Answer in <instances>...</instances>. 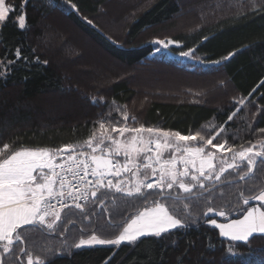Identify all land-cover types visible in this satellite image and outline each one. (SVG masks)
Wrapping results in <instances>:
<instances>
[{
	"label": "trees",
	"instance_id": "1",
	"mask_svg": "<svg viewBox=\"0 0 264 264\" xmlns=\"http://www.w3.org/2000/svg\"><path fill=\"white\" fill-rule=\"evenodd\" d=\"M10 2L20 6L22 0ZM253 5L262 10L253 11ZM24 11L26 29L8 23L0 30V60L4 65L15 61L7 67L0 65V149L4 143L10 144L0 159L22 146L59 149L81 145L94 131L100 135V121L109 131L117 121L123 124L125 111L129 127L144 125L185 135L199 130L210 136L224 125L213 142L227 140L228 145H237V151L241 145L248 147L264 138L258 131L264 128V0H28ZM78 33L123 67L110 68L107 63L103 67L102 60L84 53L85 43L77 44ZM161 39L178 43L169 45L167 52L155 43ZM17 48L22 52L20 60L15 56ZM189 49L195 52L188 57L181 55ZM230 52L235 56L223 59ZM149 68L161 70L160 75L182 76L185 83L165 96L162 89L149 85L151 73L144 72ZM140 74L145 82L139 79ZM212 84L217 89L211 90ZM254 88L256 92L241 107L238 101ZM237 108L241 111L228 121ZM77 150L91 151L86 146ZM231 158L232 154H227L229 161ZM259 159L255 183L264 182V166H259ZM238 163L246 170V161ZM253 183L240 181L236 170L229 169L211 199L204 198L207 193L197 198L198 189L189 199H183L186 194L182 191H174L173 195L181 198L163 202L184 216L188 227L172 230L167 239L146 237L136 244L72 249L71 257L56 255L51 264H264V235L254 234L247 244L232 241L206 222L216 215L196 218L193 214L211 206L230 209L233 218L243 215V210L255 202L243 205L239 192L248 195ZM101 192L107 193L101 197L103 206L99 201L88 202L83 213L63 211L54 231L46 227L22 230L24 243L15 252L23 264L27 258L19 254V247L34 258L45 259L81 237L100 232V228H112L108 227L110 222L122 225L136 208L159 198L152 195L147 201L135 202L137 199L115 189ZM186 204L193 217L186 215ZM170 240H176L177 245ZM16 255L5 256V264H14Z\"/></svg>",
	"mask_w": 264,
	"mask_h": 264
},
{
	"label": "snow or ice",
	"instance_id": "2",
	"mask_svg": "<svg viewBox=\"0 0 264 264\" xmlns=\"http://www.w3.org/2000/svg\"><path fill=\"white\" fill-rule=\"evenodd\" d=\"M27 3L28 0H22L21 5L16 6L10 0H0V30L8 23L15 24L21 30L26 29L28 24L24 7ZM72 7L75 8L76 5L73 4ZM261 10L253 5V11ZM155 43L168 48L178 42L161 39ZM194 52L195 49H189L181 55L188 57ZM235 54L230 52L223 59L227 60ZM15 56L17 60L22 58L21 49H16ZM14 64L13 60L7 62V65ZM0 65H4L2 60ZM261 85H264V81ZM256 90L254 88L248 97L240 99L239 105L244 106ZM240 111L241 108H237L228 116V121ZM122 118L124 123L117 121L112 124L110 131L106 123L100 121V135L97 136L94 131L81 145H63L59 149L22 146L0 159V242H3L0 244V264H5V256L16 255L17 246L24 243L22 230L46 227L47 230L54 231V225L61 220V213L65 209L74 207L84 212L85 205L80 203L82 200L90 203L99 201L100 206H103L101 197L107 193L101 192V189H115L116 193L137 200L147 201L152 195L159 198L142 208H136L135 213L128 216L122 225H113L110 222L108 227H122L114 238H100L92 233L87 238L81 237L73 245L63 246V251H53L51 256L45 259L40 256L34 258L24 247H19L18 252L27 258V264H51L56 255L66 254L71 257L72 249L83 247L106 244L120 246L123 242L136 244L146 237L167 239L173 235L172 230L186 228L188 224L163 201L181 198L178 194L173 195L174 189L186 194L183 199H189L194 189L199 190L197 198L204 197V193H207L208 196L204 198L211 199L214 197V189L222 182V176L229 169L236 170L240 181H254L252 188L248 189V195L244 191L239 192L243 205H250V201L257 203L246 207L242 218L238 219H228L230 209L225 211L223 207L214 209L209 206L203 214L204 217L207 218L209 213L215 211L218 216L224 217L226 222L218 223L216 219L211 218H207L206 222L219 229L221 236L245 244L254 234L264 235V182L255 183L258 158L259 166H264V138L250 143L248 147L241 145L237 151V145H228L227 140L223 143L213 142L224 131V125L210 136L202 134L199 130L185 135L180 131L146 128L144 125L129 127L126 111L122 113ZM132 119L135 120L134 117ZM258 131L264 134V128ZM112 133H118L119 138ZM126 133L131 135L125 136ZM84 146L91 151L77 150ZM9 149L10 144L4 143L0 156H4L5 151ZM217 153L222 156L218 157ZM229 153L232 154L231 161L227 159ZM120 156L123 157V162L116 159ZM217 159L220 163L218 169L214 163ZM238 161H246V170H241V163ZM125 173H130L131 178L117 179L115 183L108 179L120 177ZM89 176L95 179L89 180ZM185 178L190 180L186 181ZM90 196L93 198L91 201ZM187 207L186 204L185 208ZM49 217L50 221L47 219ZM169 242L177 245L176 240ZM228 251L235 255L232 248ZM111 259L109 257V260ZM177 260L181 261V258L177 257ZM14 264H23L20 255H16ZM105 264H108V261H105Z\"/></svg>",
	"mask_w": 264,
	"mask_h": 264
},
{
	"label": "rangeland",
	"instance_id": "3",
	"mask_svg": "<svg viewBox=\"0 0 264 264\" xmlns=\"http://www.w3.org/2000/svg\"><path fill=\"white\" fill-rule=\"evenodd\" d=\"M126 1H130V0H118V3L119 2H123V3H125ZM137 1V0H136ZM117 2V1H116ZM113 3V2H112ZM112 5V4H111ZM111 5H108L109 7H110V10L112 9V6ZM110 12H113V15H114V10H112V11H110ZM112 14H110V16H111ZM105 21V20H104ZM105 23H107V24H109L107 21H105ZM112 26V25H111ZM65 28V27H64ZM76 36V35H75ZM81 36V37H80ZM77 37L80 39L79 40V42H77V44H78V46L79 45H81V43H85L84 45V53H86V54H88V55H90L94 60H97L98 62L100 61V60H102V66L103 67H105V63H107L108 65H110V68L112 67V66H120V67H123V65H121L118 61H116V60H114L113 58H110L109 56H105V54L104 53H102L97 47H95L94 46V44L93 43H91L90 42V40H87V39H85V37L82 35V34H77ZM84 41V42H83ZM81 42V43H80ZM83 45V44H82ZM81 47V46H80ZM162 50H164V51H167V52H169V49L168 48H164L163 46H162ZM170 53H172L171 51H170ZM101 62V61H100ZM88 65L89 66H92L93 65V62H89L88 63ZM86 70V69H85ZM88 70V69H87ZM90 70V69H89ZM88 70V71H89ZM154 71V72H153ZM144 72H149V73H151L150 75H151V77L150 78H152L153 80H151V81H149L148 83H149V85H151V86H154V88H159V89H162V92H163V94L165 95V96H168L167 94H171V91H172V89H174V88H178V86L180 87L181 85H180V83H185V80L186 79H184V77H182V76H177V75H175V74H166L165 75V73L161 76L160 75V73H161V70H158V69H156V70H152L151 68H149V69H146V70H144ZM153 74H157V75H155V76H152ZM142 77H140L139 79L140 80H142V81H146V78H144L145 76H143L142 74H140ZM155 83V84H154ZM154 84V85H153ZM212 89L211 90H215V89H217L216 87H215V84H212L211 86H210ZM156 92H158V91H156ZM47 98V102L48 103H51L52 101H51V99H49L50 97L49 96H47L46 97ZM54 98V97H53ZM53 98H52V100H53ZM129 135H131L130 133H126L125 134V136H129ZM145 136H147V134L145 133L144 134ZM117 137L119 138V134L117 135ZM45 148H47V147H45ZM49 149H51V148H49ZM167 156H168V153H166L165 154V157L167 158ZM218 157H220V156H218ZM116 159H119V160H121V162H123V157L122 156H120V157H116ZM214 163L216 164V166L217 165H220V163H219V159H217L216 161H214ZM178 167H179V165H178ZM45 171H47V169H45ZM131 178V174L130 173H125V174H122L120 177H108V179H112L113 180V182L115 183L116 182V180L117 179H120V180H125V179H130ZM185 180L186 181H189L190 180V178H185ZM174 191H179L178 189H174L173 190V192ZM195 199V198H194ZM135 202H138V200H135ZM151 202V201H150ZM199 202H201V203H203L204 201L203 200H199ZM255 202V204L257 203L256 201H254ZM254 204V205H255ZM138 206V205H137ZM146 206V205H145ZM168 206V205H167ZM144 207V206H143ZM170 208V207H169ZM186 210H187V208H185ZM206 212V209L205 210H202V211H199L198 212V209L196 210V211H194L193 212V214H197L196 215V218L198 217V216H201V215H203L204 213ZM135 212H133L132 214H134ZM132 214H130V215H132ZM129 215V216H130ZM178 217H180L181 219H185L186 220V218L184 217V216H181L180 214H176ZM186 215H189V217H193V216H191L190 215V213L188 212V210H187V212H186ZM208 215H216V217H214V218H211V219H216L217 220V222L218 223H223V222H226V220H225V218L224 217H220V216H218L217 214H216V212L214 211L213 213H209ZM204 216V215H203ZM242 216L243 215H241V216H238V217H235V218H233V217H231V215H229V217H228V219H238V218H242ZM49 221L51 220V217H49V218H47ZM186 222H187V220H186ZM54 227H55V225H54ZM120 230H122V227H112V228H108V229H101L100 228V232H93V233H95V234H97L98 236H100V238H105V239H111V238H114L116 235H118V233H119V231ZM91 235V234H90ZM89 236V235H88ZM87 236V237H88ZM87 237H85V238H87ZM225 238H227V237H225ZM227 239H229V238H227ZM1 244L3 243V242H0ZM123 243H128V242H123ZM107 245V244H106ZM113 246H115V245H113Z\"/></svg>",
	"mask_w": 264,
	"mask_h": 264
},
{
	"label": "built area",
	"instance_id": "4",
	"mask_svg": "<svg viewBox=\"0 0 264 264\" xmlns=\"http://www.w3.org/2000/svg\"><path fill=\"white\" fill-rule=\"evenodd\" d=\"M58 162H59V161H57V163H58ZM88 179H89V180H94L95 178L92 177V176H89ZM89 199H90V197H89ZM87 202H88V201H83V200L80 201V203H82V204H84V205H85ZM53 203H55V201H53ZM72 208H74V207H72ZM75 209H76V208H75Z\"/></svg>",
	"mask_w": 264,
	"mask_h": 264
}]
</instances>
